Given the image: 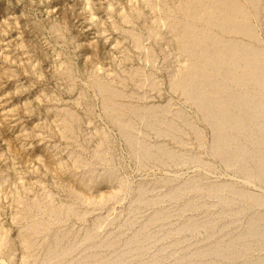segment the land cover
I'll return each instance as SVG.
<instances>
[{
    "label": "rangeland",
    "instance_id": "374dc122",
    "mask_svg": "<svg viewBox=\"0 0 264 264\" xmlns=\"http://www.w3.org/2000/svg\"><path fill=\"white\" fill-rule=\"evenodd\" d=\"M240 3L257 40L191 22L182 0H0V264H264V240L227 245L264 214V184L213 152L176 85L193 59L177 23L264 50L263 3ZM193 182L260 203L172 196Z\"/></svg>",
    "mask_w": 264,
    "mask_h": 264
},
{
    "label": "bare ground",
    "instance_id": "6f19581e",
    "mask_svg": "<svg viewBox=\"0 0 264 264\" xmlns=\"http://www.w3.org/2000/svg\"><path fill=\"white\" fill-rule=\"evenodd\" d=\"M254 1L263 3L258 6V10L260 9L259 12L264 22V0H251V2ZM243 5L240 0H182L181 13L192 20L191 22H203L217 28L222 33L242 35L250 40H257L258 35L248 22L250 18L247 14L248 10ZM172 28L177 30L184 52L193 58L191 64L183 70L176 85L185 92L187 98L189 96L198 106L205 121L211 127L213 152L226 162L238 167V170L242 171L241 173L248 177H255L264 184V50L254 47L251 42L225 40L216 33L215 35L208 31H199V28L197 29L191 23H177ZM251 86H254L255 92L249 91ZM111 110L114 114L119 112V109L115 107H111ZM122 116L117 114L115 117H117L119 126L128 132L131 129V123L128 124L129 122L125 121ZM249 162L254 165L251 167ZM186 186L189 187H176L174 189L176 193H173L172 196L191 189L200 191L202 194L207 193L210 195H206L209 198L211 196L218 197L224 203H229L230 200H239L244 203L247 201L251 207L259 205L261 199V195L252 194L244 189L240 190L241 188H235L236 186L212 184L204 189L195 182ZM225 192L229 193V197H224L223 193ZM189 205L185 206L190 208ZM191 207L195 206L191 205ZM254 211H256L255 208ZM251 214L248 219L250 226L248 231L238 234L236 238L235 236L234 238L230 237L227 245H230L234 240L244 238L256 237L264 240V230L257 227V223L264 222V214H260V212ZM230 223L233 222L230 221ZM215 235L212 236V239L217 245L214 246L213 252L215 254L223 253V248L221 250L222 246H220L223 242H220L225 237L219 234ZM53 254L55 252L50 248L49 256Z\"/></svg>",
    "mask_w": 264,
    "mask_h": 264
}]
</instances>
